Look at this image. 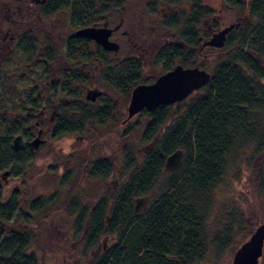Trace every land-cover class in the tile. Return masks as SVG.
Returning <instances> with one entry per match:
<instances>
[{
    "label": "rangeland",
    "instance_id": "374dc122",
    "mask_svg": "<svg viewBox=\"0 0 264 264\" xmlns=\"http://www.w3.org/2000/svg\"><path fill=\"white\" fill-rule=\"evenodd\" d=\"M112 1L124 13V26H133L135 23L138 27V24H141L145 33L144 38L140 40L137 37L132 39V44L139 45L135 52H132L134 47L130 46L127 38L116 37L114 40L119 45V52L115 61L129 58L128 56L137 57L140 62V59H143L145 62L144 67L141 65L140 75L149 82L153 81L162 71L161 64L157 62L156 57L159 53L156 49L160 50L166 42L173 45L180 31L166 25H171L174 21L173 17L176 16L180 17V22L185 20L190 10L186 4L187 0H177L180 2H174V0ZM202 1L210 6L212 16L198 21L196 30L201 37L207 34V30L214 23V29H221L237 20L241 25L245 22L243 18H248V26L259 21L248 13V0L245 1L246 4L237 6H234L231 0H226L233 5V8L228 7L229 5L222 7L219 0H199V3ZM142 11L143 17L138 19L134 16ZM115 12L112 11L109 15L113 22L109 25L111 28L118 21V15ZM243 30L240 28L239 32H234L232 43L221 48L218 53L211 47H204L202 55L195 59L192 67H198L210 73L212 68L221 61L231 58L238 61L239 57H235L237 49L233 45L240 41ZM162 40H165L163 44ZM262 44L264 45V40ZM91 48L94 47L89 45V49L85 51ZM139 53H142L140 57ZM176 65L179 63L177 62ZM106 74V71L105 73L97 72V75L93 79L90 78L89 82H83V87L97 86L103 92L101 100L98 99L92 104L98 110V121L89 123L87 129L81 133L51 139L48 144L51 148L48 145L41 147L39 153L34 156L35 160L33 159L31 166L25 168L24 174L20 177L23 182L18 186L19 193L11 199L17 205L12 210L10 218L5 220L9 229L4 228V231L7 236L10 233H17L26 238L25 253L34 257V264H89L95 255L97 258L107 257L110 261L120 248L126 249L142 233L139 225H133L122 239L117 232L118 229H113V233L106 232V235H101L91 247H86L84 243L87 240L86 232L82 233L85 215L80 210L88 211L98 202H104L107 213H110L113 201L119 195L121 187L136 173V169L146 162V157L153 151V144L157 138L155 137L154 142L143 140L142 134L148 120L144 113L128 122H121L128 99L126 94L119 92L108 82H104ZM27 81H29L28 77L19 79L20 95L27 92L25 87ZM199 94H201L200 89ZM60 95L56 94V97ZM84 95L85 88L78 90L76 96L85 102ZM192 98H185L168 105L165 126L180 120L186 111V105L193 100ZM112 113L113 116H111ZM236 147L235 154L226 167L224 178L212 193L210 208L206 211L204 209L205 252L201 260L194 264H230L238 246L249 236L248 232L258 223L264 222V202L258 188L262 158L254 155L252 144L242 143ZM49 149L51 151H49L48 162L45 153ZM66 155L71 159L70 173L59 167L62 166L61 164L54 165L56 160ZM94 157L106 159L112 169L107 177L97 181L88 179L85 175V171L90 170V163ZM85 160L89 162L88 165ZM166 176L167 174L160 171L145 194L132 198L131 207L135 199L144 198L137 214L146 215L159 199L165 190ZM12 177L15 176L9 177L7 187L3 186L0 202L5 203L13 196L10 194L15 191V180H12ZM0 182L3 185L1 178ZM31 205L39 209L32 211ZM230 213L234 214L232 218L228 216L232 220L238 219L240 215L242 225L239 231L236 230L237 233L233 232L231 242L226 244L225 249L221 253H216L214 237L220 232V227L228 221L226 216ZM96 247L99 248L98 251ZM95 250L98 253H95ZM142 256V254L137 257L122 256L117 264H138V259H143ZM258 264H264V244Z\"/></svg>",
    "mask_w": 264,
    "mask_h": 264
},
{
    "label": "trees",
    "instance_id": "16d2710c",
    "mask_svg": "<svg viewBox=\"0 0 264 264\" xmlns=\"http://www.w3.org/2000/svg\"><path fill=\"white\" fill-rule=\"evenodd\" d=\"M81 1V24L85 26L86 19L91 17L92 2L104 0ZM231 1L237 6L244 4L246 0ZM96 7L98 12H105L102 7ZM247 9L259 21L248 26V18H243L245 22L229 33L224 45L232 43L234 32L244 29L240 41L233 45L237 49L235 57H239V60L226 59L208 72L209 78L200 88L201 94L198 90L190 95L193 100L186 105V111L179 121L165 126L168 106L143 112L148 120L142 138L149 141L157 137L153 151L121 187L110 213H107L104 202H98L90 212L89 230L84 243L86 247H91L101 235L113 233V229L119 230L117 232L122 239L133 225H139L142 233L126 249L120 248L110 261L102 256L92 258L89 264H117L122 256L137 257L140 254L143 259H138V264H194L201 260L206 244L204 209L206 211L210 208L212 193L224 178L236 146L242 143L252 144L254 155L262 158L258 188L264 202V0H248ZM211 14V10L208 12L195 3L185 20L180 22V17L176 16L171 25H166L180 31L173 45L162 40L161 43L164 44L160 50L156 49L159 53L157 62L162 67L158 76L173 69L177 62L183 68L192 67L195 59L202 55V50H197L199 38L208 37V33L203 37L199 36L196 26L200 16ZM236 22L240 24L238 20ZM214 27L215 23L209 32L218 29ZM220 50L215 49L217 53ZM140 70L141 62L138 59L122 63L120 70L109 76L108 83L126 94L128 99L134 86L149 82L140 75ZM107 104L109 105L108 102ZM71 127L65 126L67 130ZM6 141V138L2 141L5 158L8 156L7 160L14 162V152L10 151ZM176 150L183 152L180 166L167 174L165 190L147 214H137L131 207L132 198L149 190L153 180L162 171L165 159ZM7 160L0 159V171H4ZM106 162L93 160L88 175L91 178L107 177L111 168ZM13 173L20 175L22 170L14 168ZM9 201L13 202L11 199ZM6 203L0 204V264H34V257L25 253L26 238L17 233L7 236L1 225L6 223L5 220L10 218L14 209L11 206L7 208ZM31 209L36 211L39 208L32 206ZM229 215L232 218L234 214H227L226 217ZM240 217L239 215L235 220L228 218L220 227V232L214 237L216 253H221L226 244L231 242L233 232L239 231L242 225Z\"/></svg>",
    "mask_w": 264,
    "mask_h": 264
},
{
    "label": "flooded vegetation",
    "instance_id": "af4514ba",
    "mask_svg": "<svg viewBox=\"0 0 264 264\" xmlns=\"http://www.w3.org/2000/svg\"><path fill=\"white\" fill-rule=\"evenodd\" d=\"M174 2L180 1L174 0ZM219 2L222 7L229 5L228 7L233 8L226 0H219ZM195 3L208 12L210 11V6L203 1L199 3V0H187L186 4L191 9ZM91 6L93 7L90 10L91 17L86 19V25L83 26L81 0H0V159L2 161L8 159V156L5 158L2 142L6 138V145L10 151L14 152L12 157L15 160L14 162L7 160L4 171L0 173L1 175L3 172H7L4 177L0 176L3 182V185L0 182V195L3 194V186L7 187L8 179L12 175L15 176L11 178L15 180V191L10 193L11 196L13 195L10 199L19 193L18 186L23 182L20 177L24 174L25 168L31 166L34 156L39 153L41 147L48 145L51 139L55 140L57 137L81 133L87 129L89 123L98 121V110L92 104L98 99L101 100L103 92L97 86L83 87V82H89V79H93L100 71L104 73L106 71L104 82H108L109 76L119 71L122 63L134 59L139 60L137 57L128 56L129 58L125 57L115 61L119 45L116 52L105 50L93 40L76 34L78 30L85 27H104L111 31L108 40L114 42L116 37L127 38L130 46L134 47L132 52L139 48L137 43L132 44L131 41L136 37L139 40L144 38L145 33L141 24H138V27L135 23L133 26H124V13L119 10L118 5L113 4L112 0L93 1ZM96 6L102 7L105 12H98ZM110 11H116L118 15V21L112 28L109 27L113 23L109 18ZM134 16L139 19L144 16V13L142 11ZM211 16H200V19H209ZM100 21L101 25H99ZM209 30L210 28L207 30L208 36L216 31L209 32ZM202 40L198 41V52H200L199 47ZM89 45L94 48L85 51L89 49ZM141 55L142 53H139V57ZM140 60L144 67L145 61ZM27 77L29 79L25 85L27 92L20 95L19 79ZM84 88L85 102L76 96L78 90ZM94 89L98 90L100 95L94 101L86 99L88 91ZM56 94L62 96L56 97ZM127 104L124 106V117L121 122L126 119ZM144 111L146 110H142L135 116ZM69 125L72 127L67 130L65 126ZM16 137L20 138L21 145L18 149H13V140ZM154 140L155 138L152 139V142ZM49 151L51 150L49 149L45 153L48 162ZM93 160L106 159H95L94 157ZM70 161L71 159L66 155L56 160L54 165L61 164L62 166L59 167L70 173ZM106 163L111 168L109 162ZM88 164L87 161L86 165ZM90 164V169H92L93 164ZM14 168L21 169L22 173L14 174ZM85 175L88 179L96 181L100 179L91 178L88 172ZM8 201L9 199L6 202ZM0 204L4 203L0 202ZM97 205L98 203L88 211L80 210L85 215L83 216L85 226L82 233H87L89 230L88 217ZM1 225L5 229H9L6 224L1 223ZM96 250L99 248L96 247ZM96 250L95 253H98Z\"/></svg>",
    "mask_w": 264,
    "mask_h": 264
},
{
    "label": "water",
    "instance_id": "95a60500",
    "mask_svg": "<svg viewBox=\"0 0 264 264\" xmlns=\"http://www.w3.org/2000/svg\"><path fill=\"white\" fill-rule=\"evenodd\" d=\"M239 25L238 22L232 23L211 33L206 39L201 41L199 51L204 47L221 49L229 33ZM110 30L104 27H85L76 32L78 36L93 40L105 50H118V44L108 40ZM199 38L198 41H200ZM209 73L198 67L183 68L176 65L173 69L158 76L151 84H142L134 87L130 94V99L126 107V120L131 119L142 110L152 112L160 106H168L188 98L192 93H196L208 80ZM100 95L98 90H90L86 99L94 101ZM20 138L13 140V149L20 147ZM36 145V144H34ZM183 159V152L176 150L171 153L164 162L162 173L168 174L176 170ZM7 172L0 176L4 177ZM144 198L135 199L133 210L138 212L143 204ZM105 239L103 240V242ZM264 244V222L258 223L252 230L249 237L242 242L234 252L230 264H258L262 254ZM104 249V246H103ZM98 251V250H97Z\"/></svg>",
    "mask_w": 264,
    "mask_h": 264
},
{
    "label": "bare ground",
    "instance_id": "6f19581e",
    "mask_svg": "<svg viewBox=\"0 0 264 264\" xmlns=\"http://www.w3.org/2000/svg\"><path fill=\"white\" fill-rule=\"evenodd\" d=\"M16 205H17V204H16L15 202H10V201H8V203H6V207H7V208H10V206L13 207V208H16Z\"/></svg>",
    "mask_w": 264,
    "mask_h": 264
}]
</instances>
